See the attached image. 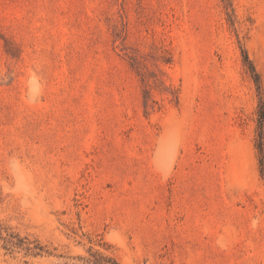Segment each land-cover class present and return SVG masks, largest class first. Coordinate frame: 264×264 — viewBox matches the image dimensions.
Wrapping results in <instances>:
<instances>
[{"label":"rangeland","instance_id":"obj_1","mask_svg":"<svg viewBox=\"0 0 264 264\" xmlns=\"http://www.w3.org/2000/svg\"><path fill=\"white\" fill-rule=\"evenodd\" d=\"M259 96L264 0H0V264H264Z\"/></svg>","mask_w":264,"mask_h":264},{"label":"trees","instance_id":"obj_2","mask_svg":"<svg viewBox=\"0 0 264 264\" xmlns=\"http://www.w3.org/2000/svg\"><path fill=\"white\" fill-rule=\"evenodd\" d=\"M244 61L247 65V69L250 71L252 75L258 91H260L259 77L258 73L255 70V67L248 57L247 53L244 54ZM263 141H264V100L261 96H259V104H258V126H257V136H256V147L261 154V161L263 157Z\"/></svg>","mask_w":264,"mask_h":264}]
</instances>
